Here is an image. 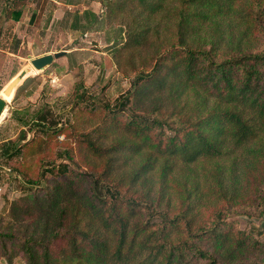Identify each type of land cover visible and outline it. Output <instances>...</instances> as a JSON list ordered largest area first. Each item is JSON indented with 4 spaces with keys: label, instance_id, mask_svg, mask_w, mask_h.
I'll return each instance as SVG.
<instances>
[{
    "label": "trees",
    "instance_id": "obj_1",
    "mask_svg": "<svg viewBox=\"0 0 264 264\" xmlns=\"http://www.w3.org/2000/svg\"><path fill=\"white\" fill-rule=\"evenodd\" d=\"M124 1L108 0L107 8L116 4L117 11H121ZM129 1L150 17L143 20L145 28L135 32L132 26L125 38V47L146 46L153 33L150 21H155L154 13L163 9L165 0ZM199 1L178 0L176 41L159 51L150 69L137 72L134 89L121 95L116 106L105 104L104 122L109 124L106 130L119 134L121 141L99 145L88 138L87 150L103 161L99 175L57 164L41 170L34 178L22 164L14 166L32 193L29 194L31 204L23 208L24 214L43 217L45 230L43 237H36L34 233H13L0 227V254L8 256L9 262H12L9 244H17L28 264H54L59 259L62 263L69 259H87L95 264H222V258L264 264V237L260 231L255 234L237 230L221 216L197 224L196 206L190 203L186 206V200H182L186 207L171 215V200L162 206L166 198L163 184L159 198L151 202L123 198L120 181L123 179L115 175L126 173L124 168L132 165V158L146 153L139 167L126 175L133 187L145 189L144 198L151 199L154 194L149 174L158 161L171 162L164 164L163 183L173 173L176 161L187 168L200 166L203 185L197 180L198 190L189 194L205 187L207 195L202 193L198 199L207 200L216 194L232 205L245 206L254 216L264 215V173L255 182L246 174L243 190L240 178L230 174L227 179L226 170L219 166L230 159L232 162L227 167L234 172L231 168L248 156L256 170L264 169V43L260 48L245 47V50L240 46L219 49L215 41L206 44L197 40L189 44L186 36L192 13L188 9ZM230 1L229 9L233 8L234 0ZM5 3L2 10L5 19L19 20L29 0H6ZM214 3L210 1L207 5L213 8ZM168 12L169 16L173 14L172 9ZM205 15L201 16L206 18ZM34 17L32 13L30 20ZM246 22L243 35L253 37L257 31L262 36L258 39H264V0H254ZM35 79L36 76H29L14 99ZM189 94L192 97L186 98ZM144 99L147 104L142 113L132 112L131 108L132 114L125 112L130 104L136 105ZM33 122L48 136L51 132L63 131L67 123L59 126L44 109L36 113ZM35 141L34 135L21 144L9 139L4 143V154L8 160L22 156L25 147ZM208 164L214 167L205 166ZM47 172L53 174L54 182L43 185L40 176L45 177ZM211 175L218 188L209 184ZM112 179L114 184L108 185ZM100 183L110 191V199L101 193ZM70 205L74 206L70 208ZM70 209L76 210L70 220L72 225L68 222V213L73 211ZM55 212L54 226L50 228L49 218ZM201 240L212 241V249L208 245L200 246Z\"/></svg>",
    "mask_w": 264,
    "mask_h": 264
},
{
    "label": "rangeland",
    "instance_id": "obj_2",
    "mask_svg": "<svg viewBox=\"0 0 264 264\" xmlns=\"http://www.w3.org/2000/svg\"><path fill=\"white\" fill-rule=\"evenodd\" d=\"M210 1L215 2L213 8H209L211 3L207 5ZM129 2L132 3L129 0L124 1L123 9L117 11L116 4L112 6L113 8H107L108 0H29L19 20H6L2 14L6 3L0 0V48L3 50L0 51V94L16 75L30 70L29 76H36L26 91L16 99L15 95L12 97L10 105L0 118V227L3 230L11 229L13 233H34L36 237H43L45 230L43 217L24 214V206H28L32 201L29 196L31 190L24 183V176L18 175L14 166L22 164L23 168L34 174V178L41 170L57 164L62 167L68 164L70 170H84L97 176L102 172L103 161L98 160L87 150L88 138L99 145H111L121 141L119 134L106 130L109 124L104 122L107 115L104 106L105 104L116 106L121 95L134 89L137 72L141 69H150L159 51L176 41L178 21L176 12L180 8L178 0H165L163 9L154 13L155 21H150L153 33L148 37V44L132 48L125 47L127 33L131 31L132 26L135 32L145 28L147 25L143 20H148L147 17L150 15L133 3L130 5ZM229 3L230 0H200L196 6L188 9L192 15L190 14L187 42L193 45L197 40L206 44L215 41L219 49L223 50L239 46L244 50L245 47L260 48L264 39H258L262 36L257 31H254L253 37L243 35L248 25L247 12L254 5V0H234L233 8L230 9ZM169 9L173 10L171 16ZM92 12L97 14L98 18L93 16ZM32 13H35V17L31 21ZM202 14H206V18L202 17ZM60 51L67 53L57 57L53 64L42 72L35 70L30 62L34 57ZM72 51L74 52L69 56L68 53ZM188 97L192 96L189 94L186 98ZM146 104L145 99L137 101L136 105L134 102L125 112L128 115L132 114L129 110L131 108L132 112L142 113ZM212 105L210 101L209 106ZM41 109L49 111L50 116L59 122V126L67 122L66 126L64 125L65 129L61 132H51L48 136L34 126L33 118ZM85 134H88V137H84ZM33 135L36 141L25 147L22 156L7 159L4 154V143L7 140L12 139L21 144L22 141L32 139ZM143 154L132 158V165L124 168L126 173L115 174L123 179L120 180L123 184L121 186L123 198L132 197L131 199L143 203L151 202L159 198L163 184L166 198L162 206L171 200V215L190 203L196 206L194 212L197 213V224H205L215 216H221L232 222L237 230L253 231L255 234L260 231L262 233L260 236L264 237V215L254 216L248 213L245 206L232 205L223 197L217 198L216 194L207 200L198 199L202 193L207 195L205 193L208 190L205 187L199 188L198 193L189 194L190 191L198 190L197 180L203 185L200 166L187 168L180 161H176L173 173L163 183L164 164L166 162V165H169L171 162L158 161L156 168L149 174L152 176L154 198H144L145 189L136 188L138 185L133 187L127 177L132 173L131 169L139 167L143 157L147 155ZM231 162L230 159L222 161L219 166L226 170L227 179L230 174L240 178L241 186L245 184L246 174L249 175L250 181L255 182L260 180L264 173V169L256 170L248 156L244 157L243 163L231 168L234 172L227 167ZM205 166L214 167L210 164ZM52 176L50 172H47L45 177L40 176L43 185L52 184L54 182ZM213 177L210 176L209 184L218 188L219 185ZM113 184V179L108 182V185ZM100 186L101 193L107 194L110 199V191L105 190L104 183H100ZM188 195H191L189 199ZM83 200L80 199L81 202ZM182 200H186V206ZM70 203L73 204V201ZM70 210L73 211L68 213V222L72 225L70 220L76 210ZM56 212L49 218L50 228L54 226ZM211 244L212 241H199L200 246L208 245L207 247L211 248ZM9 248L12 262L8 261V256L0 254V264H28L17 244H9ZM221 263L247 264L246 261L229 258H222ZM54 264L95 263L87 259L76 261L69 259L62 263L59 259Z\"/></svg>",
    "mask_w": 264,
    "mask_h": 264
},
{
    "label": "water",
    "instance_id": "obj_3",
    "mask_svg": "<svg viewBox=\"0 0 264 264\" xmlns=\"http://www.w3.org/2000/svg\"><path fill=\"white\" fill-rule=\"evenodd\" d=\"M67 51H60L56 53H46L37 57H34L30 60L32 66L38 72L44 71L46 68L51 66L57 57L61 55H65ZM28 70V69H26ZM29 71L22 72L16 75L13 80L2 90V94H0V118L6 111L8 107V103L15 95L16 90L23 82L29 77Z\"/></svg>",
    "mask_w": 264,
    "mask_h": 264
},
{
    "label": "crops",
    "instance_id": "obj_4",
    "mask_svg": "<svg viewBox=\"0 0 264 264\" xmlns=\"http://www.w3.org/2000/svg\"><path fill=\"white\" fill-rule=\"evenodd\" d=\"M4 2H6V0H3ZM2 49L0 48V51H1ZM3 51V50H2Z\"/></svg>",
    "mask_w": 264,
    "mask_h": 264
}]
</instances>
